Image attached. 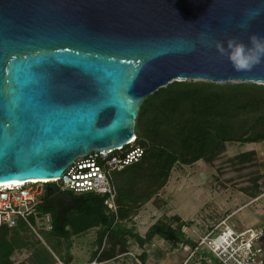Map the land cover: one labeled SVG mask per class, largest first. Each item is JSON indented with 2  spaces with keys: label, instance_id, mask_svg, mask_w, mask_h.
Wrapping results in <instances>:
<instances>
[{
  "label": "water",
  "instance_id": "obj_1",
  "mask_svg": "<svg viewBox=\"0 0 264 264\" xmlns=\"http://www.w3.org/2000/svg\"><path fill=\"white\" fill-rule=\"evenodd\" d=\"M252 34L264 37V0H0V184L46 181L63 223L83 200L49 183L128 146L160 88L264 85V63L236 71L216 48Z\"/></svg>",
  "mask_w": 264,
  "mask_h": 264
},
{
  "label": "trees",
  "instance_id": "obj_2",
  "mask_svg": "<svg viewBox=\"0 0 264 264\" xmlns=\"http://www.w3.org/2000/svg\"><path fill=\"white\" fill-rule=\"evenodd\" d=\"M135 132V145L144 149V155L140 162L113 174L118 216L109 211L102 196L72 194L86 201L81 204V209L68 215L63 225L48 208L44 196L40 210L53 213L52 231L45 234L57 239L60 250L56 254L64 264H71L73 260L70 252L72 238L93 229L98 230L95 250L98 251L93 254V260L98 259L104 264L127 254L130 241L143 249L155 238L175 244L185 243L183 230L193 225L191 221L178 217L174 221L164 215L165 219L162 217L163 220L159 219L149 227L144 237L135 233L128 222H132L140 208L152 200L158 209L164 207L165 202L158 196L176 167L191 166L199 161L213 164L226 153L228 144L264 143V85L174 81L144 102L136 119ZM255 156L252 151L235 159L246 164ZM257 181L258 178L255 180L258 194L253 199L264 187V180ZM49 185L55 187L52 183ZM28 233L31 234L23 224L12 229L0 227V264H16L14 254L24 249L32 251L29 264L56 263L50 252L46 258L39 256L33 240L26 238ZM63 242L67 243L65 249ZM139 261L146 263L144 256Z\"/></svg>",
  "mask_w": 264,
  "mask_h": 264
},
{
  "label": "rangeland",
  "instance_id": "obj_3",
  "mask_svg": "<svg viewBox=\"0 0 264 264\" xmlns=\"http://www.w3.org/2000/svg\"><path fill=\"white\" fill-rule=\"evenodd\" d=\"M252 151L256 156L250 163L241 164L235 159L242 153ZM256 178L259 180L257 183L264 180V143L228 144L226 153L213 164L199 161L191 166L176 167L158 196L165 202L164 207L158 209L153 200L150 201L140 208L138 215L132 222H128V226L134 228L135 233L141 234L140 232L144 233L145 229L147 230L158 219H162L164 215L174 221H176L174 218L179 216L191 221L199 234L209 231L229 216L231 217L229 224L235 229L258 226L264 217V198L253 201V197L258 194L255 188ZM44 188L46 189V185ZM195 229L189 232L195 234ZM97 232V229H93L85 235L73 238L71 264L94 263L96 259L93 260V257L98 251H95ZM28 235L26 238L33 240L41 257L46 258L49 252L56 254L60 250L57 247V239L46 235L45 232H40V238L29 233ZM132 246L130 244V248ZM31 253L30 249L17 251L13 260L16 264H29ZM57 258L61 261L59 256ZM55 260V264H60L57 259ZM107 264L142 263L128 255L125 258L119 256Z\"/></svg>",
  "mask_w": 264,
  "mask_h": 264
},
{
  "label": "built area",
  "instance_id": "obj_4",
  "mask_svg": "<svg viewBox=\"0 0 264 264\" xmlns=\"http://www.w3.org/2000/svg\"><path fill=\"white\" fill-rule=\"evenodd\" d=\"M136 138L120 150L91 152L87 157L78 158L60 179L50 183L62 192L102 196L109 211L118 216L113 174L142 159L144 149L135 145ZM46 191V181L1 186L0 227L6 226L12 229L23 224L31 234L40 238V232L51 227L49 215L40 210ZM260 195L253 201L264 198V187ZM230 218L229 216L223 219L206 234L196 239V246L184 264H188L201 249H207L218 264H264V217L260 225L244 229L231 227ZM105 244L106 242L103 249ZM55 259L58 260L57 257ZM92 264L104 263L96 259Z\"/></svg>",
  "mask_w": 264,
  "mask_h": 264
},
{
  "label": "crops",
  "instance_id": "obj_5",
  "mask_svg": "<svg viewBox=\"0 0 264 264\" xmlns=\"http://www.w3.org/2000/svg\"><path fill=\"white\" fill-rule=\"evenodd\" d=\"M179 219L183 221H187V220L182 219L180 216H179ZM148 229L147 230L145 229V232H144L145 234L148 231ZM191 229L194 230L195 228L191 226V227L184 228L183 230L186 236L185 240H187L185 243L175 244L173 242L164 241L160 238H155L150 245H148L147 247L143 249L138 245V243L130 241L129 244H132L133 246L129 249V252L127 254L122 255V258H125L128 255H131L132 257H134L136 261H139V258H141V256H144V260H146L145 264H157V263L184 264L190 252H192V250L195 248L194 245L196 244V239L206 234V232L199 234V232L196 231L197 229H195L197 233L194 231L195 234L193 233L191 234V232H189L191 231ZM140 233H141L140 235L144 237L145 234L143 232H140ZM188 264H218V262L208 252L207 249H201L194 255V257Z\"/></svg>",
  "mask_w": 264,
  "mask_h": 264
},
{
  "label": "clouds",
  "instance_id": "obj_6",
  "mask_svg": "<svg viewBox=\"0 0 264 264\" xmlns=\"http://www.w3.org/2000/svg\"><path fill=\"white\" fill-rule=\"evenodd\" d=\"M216 48L221 55L228 58L236 71H249L264 63V37L257 34L249 36L248 44L236 37H230L227 39V47L218 42Z\"/></svg>",
  "mask_w": 264,
  "mask_h": 264
},
{
  "label": "flooded vegetation",
  "instance_id": "obj_7",
  "mask_svg": "<svg viewBox=\"0 0 264 264\" xmlns=\"http://www.w3.org/2000/svg\"><path fill=\"white\" fill-rule=\"evenodd\" d=\"M66 193H67V192H66ZM53 195H54V192L51 191V192H50V196H53ZM46 197H47V200H48L49 196H48L47 191H46ZM80 199H82L83 202L86 201V199L83 198V197H80ZM81 208H82V207H80V209H81ZM51 210H53V209H51ZM74 210H79V209H72V210H70V211L67 213V218H68V215H69L71 212H73ZM53 212L55 213L56 218H57V212H56L55 210H53ZM47 214L49 215V222H50V224H52V221H53V213L48 212ZM67 218H66V220H67ZM66 220L62 223L63 225H64V223L66 222ZM61 226H62V225H61ZM52 228H53V227H52V225H51V227H50L49 229H45V230H43V232H49V231H52ZM73 238H75V237H73ZM73 238H72V240H73ZM62 246H63V249H65L66 246H67V243H64V242H63ZM71 249H72V248H71ZM70 252H71V251H70ZM52 254H53L54 258H55V257H58V255H56L55 253H52ZM29 256H30V255H29Z\"/></svg>",
  "mask_w": 264,
  "mask_h": 264
},
{
  "label": "bare ground",
  "instance_id": "obj_8",
  "mask_svg": "<svg viewBox=\"0 0 264 264\" xmlns=\"http://www.w3.org/2000/svg\"><path fill=\"white\" fill-rule=\"evenodd\" d=\"M27 182H44V181L28 180V181H22V182L5 183V184H0V187L1 186H12V185H25Z\"/></svg>",
  "mask_w": 264,
  "mask_h": 264
}]
</instances>
